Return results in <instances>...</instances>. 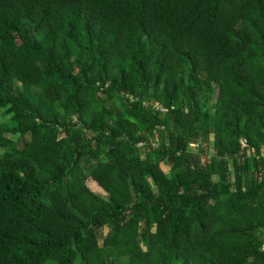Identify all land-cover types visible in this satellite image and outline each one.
<instances>
[{
  "label": "trees",
  "instance_id": "trees-1",
  "mask_svg": "<svg viewBox=\"0 0 264 264\" xmlns=\"http://www.w3.org/2000/svg\"><path fill=\"white\" fill-rule=\"evenodd\" d=\"M262 146L264 0H0V264H264Z\"/></svg>",
  "mask_w": 264,
  "mask_h": 264
},
{
  "label": "rangeland",
  "instance_id": "rangeland-1",
  "mask_svg": "<svg viewBox=\"0 0 264 264\" xmlns=\"http://www.w3.org/2000/svg\"><path fill=\"white\" fill-rule=\"evenodd\" d=\"M192 145L195 146V144H192ZM207 147H208V148H207V149H208L207 152H210V153H211L212 151L210 150V149H211L210 145H208ZM161 167H162V169L165 170V171L168 170V165H163V164H161ZM91 187H92L94 190L100 192L101 194H104V191L101 190L99 187H96L95 184H92Z\"/></svg>",
  "mask_w": 264,
  "mask_h": 264
},
{
  "label": "built area",
  "instance_id": "built-area-1",
  "mask_svg": "<svg viewBox=\"0 0 264 264\" xmlns=\"http://www.w3.org/2000/svg\"><path fill=\"white\" fill-rule=\"evenodd\" d=\"M240 142H241L242 147L248 148V144L243 140V138L240 139ZM261 151H262V155H264V146H262ZM246 152H247V154H249L250 149H248Z\"/></svg>",
  "mask_w": 264,
  "mask_h": 264
}]
</instances>
